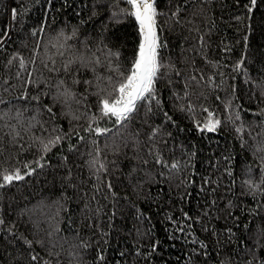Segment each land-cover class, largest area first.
<instances>
[{
	"label": "trees",
	"instance_id": "trees-1",
	"mask_svg": "<svg viewBox=\"0 0 264 264\" xmlns=\"http://www.w3.org/2000/svg\"><path fill=\"white\" fill-rule=\"evenodd\" d=\"M249 2L155 0V98L113 125L98 102L141 42L126 0H0V174L35 169L0 187V264H264V0Z\"/></svg>",
	"mask_w": 264,
	"mask_h": 264
},
{
	"label": "snow or ice",
	"instance_id": "snow-or-ice-1",
	"mask_svg": "<svg viewBox=\"0 0 264 264\" xmlns=\"http://www.w3.org/2000/svg\"><path fill=\"white\" fill-rule=\"evenodd\" d=\"M126 3L131 6L130 15L134 16L138 22L141 42L131 65L130 73L123 76L118 85L114 86L112 92L98 102L100 119L110 118L113 125L124 124L131 119L132 114L138 110L142 102L150 103L155 98V82L159 78L160 69L163 66L159 57V50L165 45L161 43L158 36L157 16L160 13L155 6V0H126ZM256 4L257 0H250L245 7L248 8V11H252ZM15 14L16 9H13V15ZM21 67H24L23 60H21ZM240 68L241 65L237 64L236 69L239 70ZM63 95L71 94L63 93ZM23 98L27 99L26 96ZM32 99L38 100V97H32ZM48 111L51 112V108H48ZM205 111L207 110L205 109ZM219 124L220 120L214 119L213 113L208 112V120L201 130L213 132ZM89 131L96 136H105L111 129L100 127L97 124L94 128L89 125ZM60 139L57 136L54 140L49 141L48 144L44 145V151H48L51 145L58 144ZM157 163H162V161L157 160ZM171 167L176 168L177 164H172ZM32 171L35 169H30L24 175H31ZM24 175L19 169L11 173L4 172L0 174V180L3 181L0 183V187L10 185L13 181L22 180ZM261 182L264 183V179ZM2 223L3 221L0 220V224ZM28 243L30 246L31 241ZM32 260H37V256H32Z\"/></svg>",
	"mask_w": 264,
	"mask_h": 264
}]
</instances>
